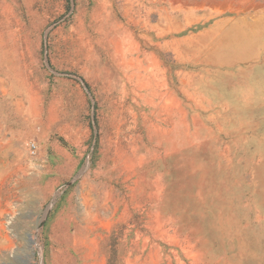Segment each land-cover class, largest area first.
<instances>
[{"label":"rangeland","instance_id":"obj_1","mask_svg":"<svg viewBox=\"0 0 264 264\" xmlns=\"http://www.w3.org/2000/svg\"><path fill=\"white\" fill-rule=\"evenodd\" d=\"M0 264H264V0H0Z\"/></svg>","mask_w":264,"mask_h":264},{"label":"built area","instance_id":"obj_2","mask_svg":"<svg viewBox=\"0 0 264 264\" xmlns=\"http://www.w3.org/2000/svg\"><path fill=\"white\" fill-rule=\"evenodd\" d=\"M28 154L30 156L35 154L36 146L33 143L28 144L27 146Z\"/></svg>","mask_w":264,"mask_h":264}]
</instances>
